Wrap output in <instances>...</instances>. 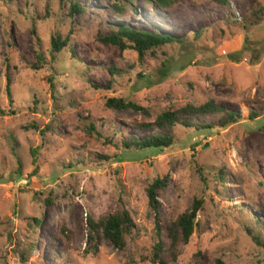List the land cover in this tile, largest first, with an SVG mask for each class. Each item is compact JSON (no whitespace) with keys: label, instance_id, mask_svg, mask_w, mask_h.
<instances>
[{"label":"rangeland","instance_id":"rangeland-1","mask_svg":"<svg viewBox=\"0 0 264 264\" xmlns=\"http://www.w3.org/2000/svg\"><path fill=\"white\" fill-rule=\"evenodd\" d=\"M11 1H0V264H153L154 220L144 188L166 172L170 179L158 197L163 220L194 198L203 200L189 241L176 262L167 264L194 263L197 252L204 264L216 257L227 264H264V247L245 230L254 229L264 245V0H229L225 7L212 0H175L165 10L124 0L121 15L108 11L106 0H77L85 10L72 16L69 0ZM252 8L261 14L252 15ZM30 17L45 52L38 70L30 67ZM98 22L105 31L106 23H123L184 37L185 43L165 44L140 61L132 49L119 55L116 46L96 40ZM70 27L69 43L52 61L50 33L64 35ZM111 65L113 74L106 69ZM111 96L132 99L149 115L108 107L104 102ZM208 97L239 112L238 121L219 130L177 125L175 143L160 150L122 152L88 129L93 120L103 133L110 134L112 124L116 139L143 137L134 123ZM250 111L259 116L251 120ZM30 123L53 126L45 144L37 130L23 127ZM38 145L33 175L29 149ZM99 155L109 160L94 165ZM46 198L52 201L46 204ZM116 208L136 223L126 249L102 241L96 254H84L86 217ZM63 220L73 231L70 241L59 231Z\"/></svg>","mask_w":264,"mask_h":264},{"label":"trees","instance_id":"trees-1","mask_svg":"<svg viewBox=\"0 0 264 264\" xmlns=\"http://www.w3.org/2000/svg\"><path fill=\"white\" fill-rule=\"evenodd\" d=\"M1 2L12 4L11 0H0ZM111 6L107 7V10L111 13L124 14L126 11V2L124 0H106ZM175 0H145L147 4H151L154 7L165 10L171 6ZM216 5L221 7L228 6L229 0H212ZM27 2V0H26ZM61 1L59 0V3ZM68 14L70 16L75 13H81L85 10V7L77 0H69L67 6ZM261 14V8H252L251 14ZM258 19L257 16H255ZM34 18L30 17L29 30L33 37L34 43V57L35 62L30 64L33 69H41L45 61V52L42 45V37L37 34V27L34 22ZM245 24L246 22H242ZM98 28L94 34V37L98 41L106 42L110 45L116 46L120 53L125 49H132L137 53L138 60L142 61L147 54L155 55L156 50L161 48L165 44L178 43L183 45L185 43L184 37H176L169 33L160 32L156 29L152 31L134 28L128 24L123 23H106V30L102 29L104 25L102 22H98ZM71 27L67 32L62 35L58 31H52L49 38V52L50 59L53 61L56 54L65 47L70 40ZM198 35V34H196ZM167 59L162 60V67H167ZM6 71L9 67L8 60L5 58ZM258 60H255V63ZM89 70L90 67H87ZM110 74L115 73L116 68L112 65L106 68ZM166 69H161V74H164ZM140 75V74H139ZM141 76V75H140ZM163 76V75H162ZM145 77V76H144ZM53 75L48 78L50 87V93L52 99H56L54 96V83L52 82ZM11 79L6 75V94L8 98L11 96L10 90ZM93 87L98 88L97 85L91 84ZM104 104L108 107L118 110L131 109L137 112H141L149 115V109L135 102L132 99H126L124 97H107ZM259 114L255 111H250L248 117L253 120L257 118ZM215 117V122H207L209 118ZM240 118V113L221 106L215 102L213 98H206V100L199 104L187 103L181 106L170 105L158 113H156L151 121L134 123L133 126L145 132L143 137L136 135H128L126 138H115L117 131L113 129L112 124L110 127V134L103 133L100 129L96 128V123L92 120L89 121L88 129L92 131L99 139H102L103 143L113 146L122 152L130 151H143L149 149H162L169 147L175 143L174 128L180 125L184 128H193V130H209V129H223L228 125L236 123ZM104 125V123H103ZM25 129L37 130L41 136L42 144H45L47 140L46 133L53 132V126L45 124L39 129L37 124L30 123L27 126H23ZM12 142H15L13 135L10 134ZM13 139V140H12ZM41 144V145H42ZM41 145L30 147L31 161L34 166L31 173L34 175L38 169V155ZM93 162L94 165L99 166L102 161H108L109 156L99 155L95 156ZM169 173L166 172L162 176H156L153 178L144 188V192L147 198V206L153 215L154 220V234L155 241L150 248L149 260L153 264H167L168 261L176 262L180 253V246L186 244L189 241L193 231L196 228V216L202 208V199L194 198L191 204L182 212L178 213L174 218H170L165 221L161 218L158 197L160 193L166 189L169 181ZM52 200L46 198L45 203L49 204ZM33 222L39 223L37 218H32ZM258 224L257 221H255ZM136 226L131 214L125 210L116 208L112 211L104 212L98 215L96 218L88 215L85 219V242L83 247L84 254H96L98 252V246L102 241L111 244L117 251H124L127 247V237L130 231ZM247 233L251 236L253 241L263 246L258 234H254V229L245 228ZM59 231L67 241H70L73 235V231L68 228L66 222L63 220L59 226ZM197 260L191 264H204L199 258V252L196 253ZM213 264H227L222 257H216Z\"/></svg>","mask_w":264,"mask_h":264}]
</instances>
